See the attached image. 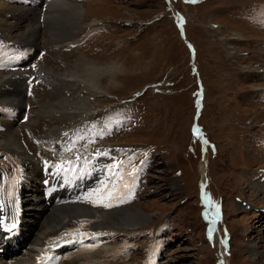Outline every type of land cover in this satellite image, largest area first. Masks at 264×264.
Wrapping results in <instances>:
<instances>
[{"label":"rangeland","instance_id":"374dc122","mask_svg":"<svg viewBox=\"0 0 264 264\" xmlns=\"http://www.w3.org/2000/svg\"><path fill=\"white\" fill-rule=\"evenodd\" d=\"M4 1L33 7L9 21L29 22L36 33L6 22L0 51L20 57L41 48L36 66L20 68L33 74L28 94L22 76L11 77L7 58H0V118L25 101L36 110L11 120L21 156H51L48 172L40 173L49 178L54 169L55 180L78 164L73 173L79 170L85 182L132 196L124 205L150 215L113 240V261L104 264L123 257L121 264H152L145 261L158 237L163 242L154 255L160 263L164 257L162 264H264L254 256L264 251V0H65L82 7L76 21L70 9L39 0ZM4 132L0 125V196L14 206L23 162L3 145ZM108 152L122 158L102 154ZM105 155L121 161L126 174L129 164H141L139 183L135 173L123 180L121 168L109 169L100 160ZM22 220L16 217L21 227ZM26 223L27 241L19 245L27 251L37 225ZM104 248H85L80 257H99Z\"/></svg>","mask_w":264,"mask_h":264},{"label":"bare ground","instance_id":"6f19581e","mask_svg":"<svg viewBox=\"0 0 264 264\" xmlns=\"http://www.w3.org/2000/svg\"><path fill=\"white\" fill-rule=\"evenodd\" d=\"M28 1H30V0H28ZM50 1L51 0H42L43 4L46 7H48L50 5V7H52V8L61 9L59 11H62L63 8L70 9L71 20H72V18L74 19V21L81 19V18H78L79 14L83 10L80 5L75 4L73 2H68L65 0H52L51 3H50ZM32 8L33 7L25 8L23 6L8 5L7 1L0 2V29L2 31H4L3 25H7L6 22H13V21H9V20L16 17V15H18V13H20L21 11L23 12L24 10H28L30 13V11H32ZM4 12H5V14L9 12L11 14V18L6 19L4 17ZM35 12H36V10H35ZM80 17H81V15H80ZM16 21H18V20H16ZM16 21L13 22V26H12L16 30H17V28H22L24 34H27L29 32L31 34L36 33V29L34 27L35 26L34 24H33L34 26H31L28 22L27 25L26 24L24 25V24H21L20 22H16ZM43 21H44V17H43ZM43 21H41V22H43ZM71 23H73V22H71ZM16 26H18V27H16ZM14 37H16V35H14ZM52 43L53 42H51V44ZM35 49H37V48H35ZM26 50L28 51V49H26ZM33 51H34V49H33ZM0 53L6 54V53H3L2 51ZM35 53H36V50L34 52V55H36ZM0 57L2 58L3 55H0ZM35 63H37L36 59L33 61V64H35ZM77 66H79V65L77 64ZM27 74H30V73H27ZM27 74H25V75H27ZM22 78H24V76H22ZM23 80H25V78ZM64 81L67 82V80H64ZM20 85H22V87L25 89L26 86L23 85V83H21ZM23 99L25 100L24 97H23ZM65 103H67V100H65ZM15 111H16V114L18 112L20 113V117L22 115L25 116L28 112V111L23 112L22 109L19 110L16 107H15V110H13L12 115H10L7 112L1 111V114H4V115L1 116L2 118H0V125L3 126L4 131H5L4 132L5 133V136H4L5 140L3 142V145L4 146L12 145L16 149L18 155L21 156V151L23 152L24 149L21 148L18 143H16V139H15V135H14L15 130L13 129L14 123L11 122V120L13 121V118H15ZM30 111H31V113L36 112V110H33L31 108H30ZM45 111L48 112L47 110H45ZM61 111H63V110H61ZM71 112L72 111H68V112H65L64 114L69 115V114H71ZM66 151H67V149H66ZM70 155L73 156V154H70ZM38 156H39V159H38L39 162H35L36 159L30 158L27 155H24L23 157L21 156L22 162H23L22 165L24 168L23 172H22V180H21V185L23 186V189L21 190V195H20V198L18 199V208L16 210V213H14L8 217L12 224L17 223V225L19 223L16 222V217L18 216V217H20V219H23L22 220L23 221L22 227L20 225H18V230L20 232L19 238H21V239H19L18 242H16L18 244H21L23 241H27L26 231L28 229H30L31 223L28 224L27 228L25 229L24 227L27 225L26 222L32 221V222H34V224L37 225L35 228L32 227L34 232L31 233L29 243H28V244H30L31 248L27 249V251L25 248L23 250V251L27 252L26 253L27 259L30 257V255L28 253L33 249L34 244H42V243L46 242V240L48 238H51V236H54L55 233H58L60 231V229H62L64 227L69 228V227H72L73 225L79 224L77 218H80L81 216L85 217L82 219H85L86 221H88V223H90L91 228L97 227V228H95L97 230H92L91 231L92 233L90 232L91 234L89 236H87V238H96L95 240H99V238H102L104 240L105 239H108V240L118 239V237L125 235L126 232L131 231L133 229V227H135V225H143L146 222H148L150 215L146 214L136 204H131L130 206H125L124 202L126 199H124V197H120V196L117 197L118 195L116 193H115L116 195L113 193H103L105 191H103V192L101 191L102 190L101 186H98L96 184V182H94V181L88 180L85 182L82 175H77L76 177L72 178L73 179V186H79L84 190L83 194L80 197L69 200L65 204H58V205L52 204L53 207L46 205V203L43 202V198L41 197L38 184H39V181L44 176L40 173V168L42 169V166L44 164V162L41 161V158H51V156H44V155H41L39 153H38ZM72 156H70V157L73 158ZM97 156H99V155H97ZM97 156H93V157H97ZM100 157L102 158L100 160H103V161L106 160L108 165L111 166L109 169H114V170L119 171V169L121 168V170L118 172V174H120V176H122L123 180L125 178H127V175H129L131 173H135V180H136V185H137V183H138V171L134 166L129 164V166H128L129 174H126V168L121 163V161H118V159H116L115 157H111V156H107V155L100 156ZM81 159H83V158H81ZM121 160H123V159H121ZM129 163H130V161H129ZM53 172L54 171L51 170L48 173L49 177L52 175ZM45 173H47V172H44L43 174H45ZM44 178H46V177H44ZM69 183L70 182H68L67 184L69 185ZM67 184L62 183V185H67ZM105 184H106V182H105ZM112 184H115V183H112ZM123 186H124V183L117 186L119 188V193H122L125 190V188ZM114 189L116 190V188H114ZM132 189H134L133 186H132ZM121 203L123 204L122 206H121ZM105 205H109V206H105ZM3 213H4V207L0 204V216ZM23 215L25 218H22ZM41 217H44V218H41ZM74 218H76V219H74ZM72 219H74V220H72ZM91 221H93V222H91ZM98 228H100V229H98ZM110 228L111 229L112 228L117 229V230H114L116 232L114 235L107 238V234L105 233V231L107 229H110ZM77 250H79V249H77ZM81 250H83V249H81ZM81 250H79V251L81 252ZM79 251H78V253H79ZM13 253L14 252L7 249L5 254L4 253L0 254V264H2V263L5 264L7 261H10L9 258H12ZM78 253H76L75 255L72 254V257L65 258V260L66 259H68V260L63 262V264L64 263L65 264H96V263L99 264V262H101L100 260L103 259V257L104 258L106 257V256H104V252H103V254L101 253V255L99 257L92 255L89 258L80 257L81 253H79V254ZM254 256L256 257V259L258 257H260L264 261V251L260 252V253L254 252ZM62 258L64 259V257H61V259ZM75 258H77V259H75ZM90 258H92L94 260V262L88 263V259H90ZM27 259L23 258L22 260H19L20 262H18V264H20L21 261L27 260Z\"/></svg>","mask_w":264,"mask_h":264},{"label":"snow or ice","instance_id":"6c2138e0","mask_svg":"<svg viewBox=\"0 0 264 264\" xmlns=\"http://www.w3.org/2000/svg\"><path fill=\"white\" fill-rule=\"evenodd\" d=\"M193 2H194V0H193ZM194 132H195V130H194ZM204 143H206V141H203ZM203 198V197H202ZM105 206H109V205H105ZM212 231H213V229L210 227L209 228V240H211V238H212ZM223 242V241H222Z\"/></svg>","mask_w":264,"mask_h":264},{"label":"water","instance_id":"95a60500","mask_svg":"<svg viewBox=\"0 0 264 264\" xmlns=\"http://www.w3.org/2000/svg\"><path fill=\"white\" fill-rule=\"evenodd\" d=\"M177 19H178V18H177ZM177 22H178L177 24H178V26H179V28H180V25H181V24H180V22H179V21H177ZM180 33H181V36H183V35H182L183 33H182V30H181V28H180ZM201 153H202V152H201ZM201 157L203 158V153L201 154Z\"/></svg>","mask_w":264,"mask_h":264}]
</instances>
